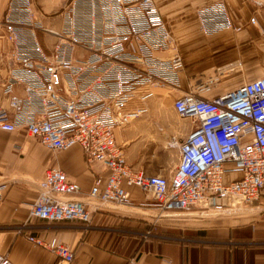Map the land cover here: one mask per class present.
I'll list each match as a JSON object with an SVG mask.
<instances>
[{"label":"built area","instance_id":"2783aa9c","mask_svg":"<svg viewBox=\"0 0 264 264\" xmlns=\"http://www.w3.org/2000/svg\"><path fill=\"white\" fill-rule=\"evenodd\" d=\"M59 16L61 25L54 29L46 26L33 0H7L1 37L10 50L0 131L24 129L56 153L79 146L87 165L99 163L106 172L90 187V201L133 206L126 190L133 186L144 196L139 206L158 210L156 219L195 206L234 211L260 198L264 74L213 93L221 77L239 68L230 63L175 97L173 110L191 120L193 128L178 146L175 169L169 175L150 174L127 162L116 129L145 110L153 87L180 86L181 55H159L172 47L173 39L154 0H67ZM196 18L204 35L233 28L223 1L198 8ZM39 33L56 38L49 49ZM5 187L0 183V198ZM81 192L62 168L46 166L26 220L87 224L88 204L68 198ZM25 237L55 254L54 264L74 260V249L55 238ZM0 264L13 263L0 252Z\"/></svg>","mask_w":264,"mask_h":264},{"label":"crops","instance_id":"0c3cea01","mask_svg":"<svg viewBox=\"0 0 264 264\" xmlns=\"http://www.w3.org/2000/svg\"><path fill=\"white\" fill-rule=\"evenodd\" d=\"M66 1L33 0L36 9L46 18V26L54 29L61 25L59 11ZM216 1L225 3L233 28L204 35L196 10ZM154 2L173 39L172 47L159 55L168 57L178 51L184 63L180 86L169 90L165 99L167 104L189 91L191 83L213 75L217 68L230 63H238L239 68L221 77L212 89L213 93L234 88L264 74V0ZM6 4L7 0H0V99L3 103L6 100L2 95V84L10 50V45L1 37ZM39 38L48 49L56 40L43 33H39ZM153 89V99L164 98L161 95L165 89ZM206 94L209 96L211 92ZM132 108L134 104L129 105V109ZM121 127L116 129V140ZM144 128L136 136L147 135ZM189 128L191 132V120ZM125 158L128 162L126 155ZM48 165L59 166L80 185L82 192L68 198L88 204L90 222L26 220L29 205L36 199L38 183ZM138 167L150 174L168 175L160 169L148 171ZM105 174L101 164L85 163L77 145L56 153L28 137L24 129L13 133L0 131V183L6 185L0 198V225L8 227L0 231V252L7 253L13 264H54L55 254L26 239L27 234H32L45 240L55 238L72 247L74 260L71 264H131L132 261L140 264H264V187L253 204L241 205L230 211L233 214H227L232 220L220 217L211 223L192 224L196 227L182 228L177 234L165 236L158 234L152 225L158 210L153 206H139L144 196L133 186L126 187L137 203L133 206L89 200L87 193L94 180ZM136 226L139 228H133ZM127 242L128 247L129 242H135L134 252L121 251Z\"/></svg>","mask_w":264,"mask_h":264},{"label":"rangeland","instance_id":"374dc122","mask_svg":"<svg viewBox=\"0 0 264 264\" xmlns=\"http://www.w3.org/2000/svg\"><path fill=\"white\" fill-rule=\"evenodd\" d=\"M155 87L165 89L161 95L164 98L155 100L153 94L144 105L145 110L119 129L121 134H118L117 143L122 146L131 165L142 166L148 171L160 169L169 175V171H172L178 162V146L190 132L189 120L179 117L173 110L172 104H167L165 99L168 98L170 88ZM141 128L145 129L147 135L136 136L141 132ZM230 211L233 210L195 206L177 211L170 216L155 218L152 225L158 234L172 236L182 228L196 227L192 224H207L220 217L232 220V216L227 215ZM7 228L5 225H0V231H5ZM133 228H139V226ZM129 244L128 247V242L125 243L121 251L134 252L135 242H129Z\"/></svg>","mask_w":264,"mask_h":264},{"label":"bare ground","instance_id":"6f19581e","mask_svg":"<svg viewBox=\"0 0 264 264\" xmlns=\"http://www.w3.org/2000/svg\"><path fill=\"white\" fill-rule=\"evenodd\" d=\"M177 215V214H176Z\"/></svg>","mask_w":264,"mask_h":264}]
</instances>
